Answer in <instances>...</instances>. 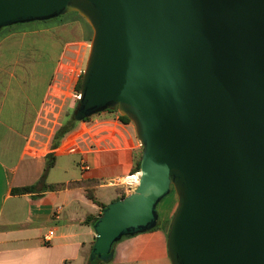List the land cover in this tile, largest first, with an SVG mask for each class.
Returning <instances> with one entry per match:
<instances>
[{
	"label": "water",
	"instance_id": "obj_1",
	"mask_svg": "<svg viewBox=\"0 0 264 264\" xmlns=\"http://www.w3.org/2000/svg\"><path fill=\"white\" fill-rule=\"evenodd\" d=\"M69 12L92 29L75 119L116 107L141 145L89 259L153 229L172 188L170 264H264V0H0V29Z\"/></svg>",
	"mask_w": 264,
	"mask_h": 264
},
{
	"label": "crops",
	"instance_id": "obj_2",
	"mask_svg": "<svg viewBox=\"0 0 264 264\" xmlns=\"http://www.w3.org/2000/svg\"><path fill=\"white\" fill-rule=\"evenodd\" d=\"M53 19L0 29V264H86L100 205L126 194L111 181L134 173L141 152L132 122L113 110L76 121L51 147L78 99L77 72L63 71L85 56L92 36L77 16ZM51 152L54 164L45 171ZM44 171L45 184L55 188L13 191L35 184ZM176 207L170 190L156 206L158 227L121 238L106 264H170L166 229Z\"/></svg>",
	"mask_w": 264,
	"mask_h": 264
},
{
	"label": "trees",
	"instance_id": "obj_3",
	"mask_svg": "<svg viewBox=\"0 0 264 264\" xmlns=\"http://www.w3.org/2000/svg\"><path fill=\"white\" fill-rule=\"evenodd\" d=\"M81 78H82V75L79 76V78L77 79L76 83H75V90L76 92L79 93V90H80V85H81ZM77 105H78V99H77V103H76V106L74 108V111L71 113V115L68 117V119L63 122L54 132L53 136H52V143H51V147L52 148H56L58 145H59V142L60 140L63 138V136L68 132L70 131V129L73 127V124L77 121L74 117V112L77 108ZM105 110H113V111H117L116 107H112V108H108V109H105ZM88 117H86L85 119H87ZM119 118L121 121L123 122H130V120L126 117V116H122V115H119ZM83 119V120H85ZM140 156H141V152L139 154V156H137L136 160H135V164H134V172H137L139 170V160H140ZM54 159H55V155L54 153H48L46 155V167H45V171H47V169L49 167H51L53 164H54ZM45 171H44V174L40 177V179L33 185H30V186H24V187H21V188H18V189H14L13 191L16 192V193H27V192H32L33 190H35L39 185H43V188H55L56 186L54 185H48V184H45L44 182V178H45ZM83 182H73V183H70L69 185H72V184H82ZM63 185H59L58 187H62ZM171 190H173L171 188ZM87 195L93 200L96 202V199L95 197L93 196V194L91 192H87ZM124 194L121 195V197H123ZM120 197V198H121ZM102 209L105 208L106 205H100ZM158 227V225H156L153 229H156ZM167 231V229H166ZM130 235H127V236H124V237H128ZM122 237V238H124ZM96 263H103V261L99 260V259H93V260H90L89 259V256L87 257L86 259V264H96Z\"/></svg>",
	"mask_w": 264,
	"mask_h": 264
},
{
	"label": "rangeland",
	"instance_id": "obj_4",
	"mask_svg": "<svg viewBox=\"0 0 264 264\" xmlns=\"http://www.w3.org/2000/svg\"><path fill=\"white\" fill-rule=\"evenodd\" d=\"M72 16L73 17L77 16V17L81 18L83 20L84 24L86 25L88 33L91 32V35H92V29H91L90 25L88 24V22L82 16L77 14L76 12H70V13L64 14L62 16L54 18L53 20H59V19H63V18L64 19H68V18H71ZM4 28H6V27H4ZM87 37H89V35H87ZM90 38H91V36H90ZM87 54H88V49H87V51L85 53V56L81 55L75 60V62L68 63L69 66H70V69H66L63 72H77V75H78L77 78H76V81H77L79 76L82 75V72H83V69H84V66H85V61H86ZM77 94H79V93L77 92ZM73 111H74V109L69 111V112L66 111L63 114V118H62L61 121L65 122ZM50 127H51V125H47V126L43 127L44 128V132H43L44 138H46V136L48 135ZM96 264H106V262H104V263H96Z\"/></svg>",
	"mask_w": 264,
	"mask_h": 264
},
{
	"label": "built area",
	"instance_id": "obj_5",
	"mask_svg": "<svg viewBox=\"0 0 264 264\" xmlns=\"http://www.w3.org/2000/svg\"><path fill=\"white\" fill-rule=\"evenodd\" d=\"M78 97L79 94H77V98ZM138 181H139V172L137 171L122 178H116L115 180L111 181V183L123 186L125 193L128 194L135 189V187L138 184ZM52 234L53 231H49L47 236L44 237V239L46 241H49Z\"/></svg>",
	"mask_w": 264,
	"mask_h": 264
}]
</instances>
